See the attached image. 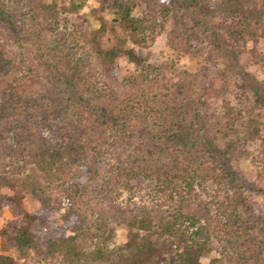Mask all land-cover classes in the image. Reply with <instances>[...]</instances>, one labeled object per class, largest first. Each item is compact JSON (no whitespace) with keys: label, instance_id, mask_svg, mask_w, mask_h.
Segmentation results:
<instances>
[{"label":"trees","instance_id":"16d2710c","mask_svg":"<svg viewBox=\"0 0 264 264\" xmlns=\"http://www.w3.org/2000/svg\"><path fill=\"white\" fill-rule=\"evenodd\" d=\"M65 1L0 0V39L18 48L0 42V210L13 212L0 227V264H264V218L226 163L264 144V80L211 123L190 106L186 72L174 83L172 65L151 66L144 47H131L168 17L174 38L195 47L189 12L221 18L234 50L261 23L264 0H146L141 15L135 0H96L112 18L94 30L59 20L77 9ZM119 58L133 75L116 77ZM41 79L64 96L31 104L24 93Z\"/></svg>","mask_w":264,"mask_h":264},{"label":"rangeland","instance_id":"374dc122","mask_svg":"<svg viewBox=\"0 0 264 264\" xmlns=\"http://www.w3.org/2000/svg\"><path fill=\"white\" fill-rule=\"evenodd\" d=\"M135 1L137 6L134 15L143 14L146 10V0ZM173 1L176 3L182 2V0ZM71 3L77 6L75 13H64V10L59 14V20L64 17L66 19L70 18L72 21L85 24L89 29L94 30L100 26L98 18L101 17L106 23L112 18V14L96 10V0H72ZM71 3L66 0L64 6L65 8L69 7L68 9L72 11L70 8ZM92 10H96L94 15L91 13ZM187 14L184 20L187 24H190L193 32L198 36L195 47H190L188 39L174 38L170 17L165 19L164 29L158 35L155 33L153 37L144 36L143 39L140 36L135 45L131 47L134 50L144 47L147 51L146 61L151 66L172 65L174 71H170L168 77L174 83L179 82L181 79V77H178V71L186 72L188 75H186L184 87H189L194 91L192 95L193 103L190 105L192 109L195 112L204 113L209 118V122L222 124L220 116L222 105L229 102L232 107L237 106L236 98L241 91L246 95H251L247 84L258 87L264 80V17L259 25L253 26L248 33H242L236 42H231L233 50L228 46V36L223 29L224 21L221 18L210 19L189 12ZM6 40L4 37L0 39V42L5 41L7 43V49H5L17 53L18 48L16 45L11 40ZM112 41L113 39L110 42ZM127 46L130 45L127 44ZM102 47L106 48L107 44L102 45ZM133 70L132 65L124 58L118 59L117 78L129 77L134 74ZM52 85L55 88L53 91H51ZM261 91L264 96V90L261 89ZM61 96L64 95L59 94L58 84H52L45 79H41L40 84L29 87L24 93V98H28L31 104ZM186 96L188 97V95ZM29 113L34 118L39 117L36 111L31 108H29ZM257 113L258 119L262 122L260 135L264 139V107H259ZM1 123L0 130H3L8 121L5 120ZM223 146V143L219 141L215 150L217 156L222 157ZM226 163L229 171L233 173L234 182L242 187L241 193L246 204L253 206L255 212L264 218V144L258 143L257 145L248 146L243 154L235 156ZM83 177V169L81 167L75 168L74 178L81 181ZM126 195L127 192L124 191L122 197L125 198ZM55 217L57 218L58 214ZM12 218L13 212L10 208L0 210V227ZM231 242H234L233 239ZM120 243L121 237L117 234L114 244L117 246ZM228 248H231V246ZM241 252L243 255L240 254V257L244 258L245 255L249 262L254 263L245 247L241 248ZM214 254L213 252L207 255L202 261L206 262ZM263 257L264 252L258 255L257 262L264 261Z\"/></svg>","mask_w":264,"mask_h":264}]
</instances>
